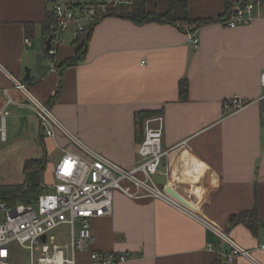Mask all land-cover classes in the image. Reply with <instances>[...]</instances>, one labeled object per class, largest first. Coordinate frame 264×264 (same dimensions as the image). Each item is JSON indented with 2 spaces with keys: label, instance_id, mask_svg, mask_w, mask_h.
Segmentation results:
<instances>
[{
  "label": "crops",
  "instance_id": "crops-1",
  "mask_svg": "<svg viewBox=\"0 0 264 264\" xmlns=\"http://www.w3.org/2000/svg\"><path fill=\"white\" fill-rule=\"evenodd\" d=\"M52 1L0 0V109L9 112L0 160L21 165L45 158L44 170L52 175L61 156L56 145L80 153L60 132L56 140L41 135L25 94L9 75L84 145L124 168L140 160L136 113L161 114L162 145L169 151L153 181L251 256L226 260L218 252H228L229 245L202 221L163 200L130 198L118 190L111 212L90 220L91 248L128 254L120 264H210L217 258L221 264H264V249H257L264 244V8L251 23L228 27L217 19L224 0H187L191 19L210 20L195 29L196 47L170 23L108 15L91 28L83 61L58 68L79 42L71 23L56 54L47 53L43 27ZM167 6L168 0L145 1L149 13L163 14ZM232 96L248 103L225 115L222 103ZM22 181L23 174L20 181L0 184ZM253 209L260 220L256 233L242 223L228 226L231 215ZM52 230L46 240H56L48 236ZM77 264H89L86 252L77 254Z\"/></svg>",
  "mask_w": 264,
  "mask_h": 264
},
{
  "label": "built area",
  "instance_id": "built-area-1",
  "mask_svg": "<svg viewBox=\"0 0 264 264\" xmlns=\"http://www.w3.org/2000/svg\"><path fill=\"white\" fill-rule=\"evenodd\" d=\"M129 2V0H53L50 8L53 21L48 28L47 53L52 56L56 54L58 46L64 41L63 32L71 23H75L76 36H82L100 19L116 12ZM263 8L264 0L237 3L231 13L220 19V22L228 27L246 25L258 17L259 11ZM183 29L196 47L198 38L191 26L184 25ZM25 41L29 42V39L25 38ZM9 76L15 88L25 94L41 134L56 140V133L60 132L80 150V153L56 145L61 151V156L52 171L51 182H41L47 191L41 193L35 203L8 206L0 201V264H14L9 261V244L12 242L29 250V264H77V254L85 252L89 256V264L125 262L129 258L126 253L91 248L94 237L90 229V220L111 212L114 190L130 198L149 196L163 200L202 221L220 241L229 245L228 252H218L226 260L236 256H251L249 250L236 244L224 230L197 216L159 189L153 181V175L158 172L162 160L169 151L162 145L164 120L161 114L143 119L137 145L140 160L133 167L124 168L84 145L63 127L47 104L35 98L24 83ZM260 84L264 87V71L260 74ZM9 102L11 99L8 97L6 103ZM247 103L238 96H232L222 103L223 114L228 115L241 110ZM8 114L5 106L0 109L1 141L6 139L5 120ZM60 224H68L69 240L64 243L52 239L41 240L42 235L46 236L47 232ZM257 249H264V244H259Z\"/></svg>",
  "mask_w": 264,
  "mask_h": 264
},
{
  "label": "trees",
  "instance_id": "trees-1",
  "mask_svg": "<svg viewBox=\"0 0 264 264\" xmlns=\"http://www.w3.org/2000/svg\"><path fill=\"white\" fill-rule=\"evenodd\" d=\"M146 0H130L126 5H122L116 12L109 15H117L131 19L135 23L141 24L145 22L155 21L160 23H170L180 30H184V25H190L192 31L201 25L208 23L210 20L191 19L188 15L187 0H168L167 10L163 14L149 13L145 9ZM236 0H224V12L217 19L220 20L224 16L231 13ZM239 3H247L251 0H237ZM53 21L52 14H48V18L43 27V35L45 40L49 38V24ZM91 26L82 36H77L76 42L78 46L75 49L73 57L64 60L59 64L58 68L63 66L74 65L83 61L85 47L90 35ZM187 97V82L182 79L179 82V98L184 100ZM260 102L261 121L264 124V98ZM49 107V106H48ZM157 113L149 111H141L136 113V124L138 130H141L142 121L147 116ZM141 132V131H140ZM43 136V134H41ZM45 158L27 159L23 164V181L21 183L0 184V201L5 202L8 206H14L18 203L33 204L37 201L38 196L47 191L41 182L44 181L41 173L44 171ZM45 182V181H44ZM238 223L245 225L252 233H256V227L260 223L256 210L241 212L231 215L228 219V226ZM226 232V231H225ZM210 264H221V259H214Z\"/></svg>",
  "mask_w": 264,
  "mask_h": 264
},
{
  "label": "rangeland",
  "instance_id": "rangeland-1",
  "mask_svg": "<svg viewBox=\"0 0 264 264\" xmlns=\"http://www.w3.org/2000/svg\"><path fill=\"white\" fill-rule=\"evenodd\" d=\"M60 135L56 133V139ZM70 145L72 143L68 141ZM38 145V143H37ZM39 146V145H38ZM65 146V145H64ZM55 153L52 156H47V160L51 159L54 157ZM57 156V155H56ZM60 156L57 157V160L59 159ZM27 160V159H26ZM56 160V162H57ZM25 161V160H24ZM24 161L21 162V165L19 162H10L8 159H2L0 160V182L3 181H20L22 179V172H23V164ZM55 162V163H56ZM54 163V164H55ZM4 174V175H3ZM7 174V176L5 175ZM42 179L45 181V183H49L52 180L51 176V170L46 169L41 173ZM75 229H78V224H75ZM69 226L66 224H60L57 227H55L50 234L48 235L49 237L53 235L55 241L58 243L63 241L69 240ZM35 257V254H34ZM30 260V252L29 250L19 246L17 243L12 242L9 244V261L14 264H29Z\"/></svg>",
  "mask_w": 264,
  "mask_h": 264
},
{
  "label": "water",
  "instance_id": "water-1",
  "mask_svg": "<svg viewBox=\"0 0 264 264\" xmlns=\"http://www.w3.org/2000/svg\"><path fill=\"white\" fill-rule=\"evenodd\" d=\"M49 47V40L46 41V49ZM25 69V75L23 76L22 80L23 81H27L29 79V69L28 68H24ZM41 240L44 241L45 240V235L41 236Z\"/></svg>",
  "mask_w": 264,
  "mask_h": 264
}]
</instances>
